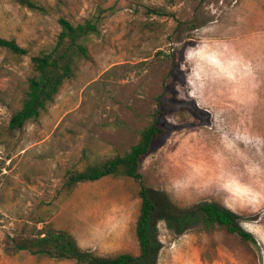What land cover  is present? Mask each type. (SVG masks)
Returning <instances> with one entry per match:
<instances>
[{
    "label": "rangeland",
    "instance_id": "rangeland-1",
    "mask_svg": "<svg viewBox=\"0 0 264 264\" xmlns=\"http://www.w3.org/2000/svg\"><path fill=\"white\" fill-rule=\"evenodd\" d=\"M38 1L50 11L0 0V36L28 49L0 47V264H77L5 251L48 208L81 247L138 255L140 180L109 175L66 198L63 184L67 170L125 152L152 121L169 131L142 158L144 185L177 210L223 204L255 238L200 224L177 233L158 218L156 264H264V0ZM61 16L98 17L91 57L37 120L10 130L31 56L54 42Z\"/></svg>",
    "mask_w": 264,
    "mask_h": 264
},
{
    "label": "trees",
    "instance_id": "trees-1",
    "mask_svg": "<svg viewBox=\"0 0 264 264\" xmlns=\"http://www.w3.org/2000/svg\"><path fill=\"white\" fill-rule=\"evenodd\" d=\"M8 1L40 13L50 11L48 6L38 0ZM98 22V17L77 23L64 16L59 18L60 30L54 42L31 56V72L21 106L10 118V130L22 129L28 122L37 120L55 100L65 82L74 77L79 63L90 59L88 40L92 34L99 33ZM0 47L17 56L28 54V49L14 38L0 36ZM170 95L165 85L162 94L157 97L160 106L164 103V97L171 99ZM168 131L169 128L156 121L143 125L137 131L138 140L125 152L90 161L83 169L67 170L63 184V197L66 198L79 183L97 181L109 175H125L140 180L138 193L141 206L136 222V237L140 247L138 255L122 252L115 256H102L81 247L70 231L54 225L52 208L36 214L33 220L36 226L31 233L8 235L5 251L10 254L26 251L39 257L58 260L71 259L77 264H156L162 246L156 233L158 218L164 219L177 233L198 224L205 229L222 226L244 240L255 242L254 236L240 225L238 214L225 205L204 201L193 208L177 210L166 198H162L159 191L144 185L140 171L142 158L152 150L155 140Z\"/></svg>",
    "mask_w": 264,
    "mask_h": 264
}]
</instances>
